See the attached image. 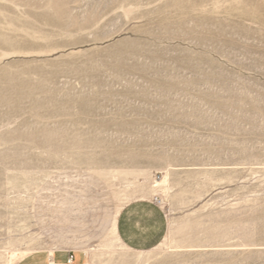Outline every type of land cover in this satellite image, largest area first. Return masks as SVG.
<instances>
[{
  "label": "rangeland",
  "instance_id": "374dc122",
  "mask_svg": "<svg viewBox=\"0 0 264 264\" xmlns=\"http://www.w3.org/2000/svg\"><path fill=\"white\" fill-rule=\"evenodd\" d=\"M136 198L168 218L143 253ZM27 248L264 264V0H0V264Z\"/></svg>",
  "mask_w": 264,
  "mask_h": 264
},
{
  "label": "crops",
  "instance_id": "0c3cea01",
  "mask_svg": "<svg viewBox=\"0 0 264 264\" xmlns=\"http://www.w3.org/2000/svg\"><path fill=\"white\" fill-rule=\"evenodd\" d=\"M168 218L161 205L152 198L131 199L116 218V233L121 242L136 251H147L164 240ZM36 251L15 264H85L67 250Z\"/></svg>",
  "mask_w": 264,
  "mask_h": 264
},
{
  "label": "bare ground",
  "instance_id": "6f19581e",
  "mask_svg": "<svg viewBox=\"0 0 264 264\" xmlns=\"http://www.w3.org/2000/svg\"><path fill=\"white\" fill-rule=\"evenodd\" d=\"M131 200V199H130ZM129 200V201H130ZM127 203V202H126ZM124 205V204H123ZM123 205L118 209V211H117V215H118V213L120 212V210H121V208L123 207ZM117 215H116V218H117ZM116 218H115V222H114V225H113V230H114V232H115V234H117L116 233ZM113 232V231H112ZM115 239H117V241L118 242H120V244L121 245H123V246H125L122 242H121V240H120V238H119V236L117 235L116 236V238ZM148 251H150V250H148ZM30 252V249L29 248H27V249H19L18 251H14V253L12 254V256H11V259L9 260V264H15L17 261H19L20 259H22L23 257H25L26 255H28V253ZM52 252H54V250H52ZM51 252V253H52ZM139 253H143V252H146V251H138ZM142 259V258H141Z\"/></svg>",
  "mask_w": 264,
  "mask_h": 264
}]
</instances>
